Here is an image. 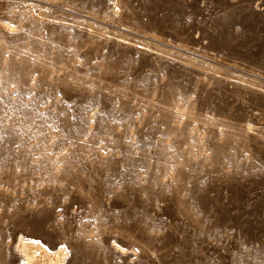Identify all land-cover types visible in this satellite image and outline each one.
<instances>
[{"label": "rangeland", "instance_id": "374dc122", "mask_svg": "<svg viewBox=\"0 0 264 264\" xmlns=\"http://www.w3.org/2000/svg\"><path fill=\"white\" fill-rule=\"evenodd\" d=\"M19 239L264 264V0H0V264Z\"/></svg>", "mask_w": 264, "mask_h": 264}, {"label": "bare ground", "instance_id": "6f19581e", "mask_svg": "<svg viewBox=\"0 0 264 264\" xmlns=\"http://www.w3.org/2000/svg\"><path fill=\"white\" fill-rule=\"evenodd\" d=\"M22 240L24 241H20L19 246L29 262H35V264H61L66 256L64 248L60 247L51 252L42 248L38 243ZM37 255H39L40 260H37Z\"/></svg>", "mask_w": 264, "mask_h": 264}]
</instances>
